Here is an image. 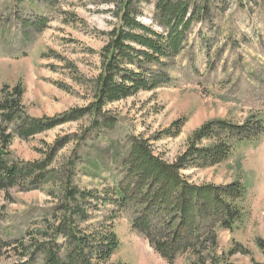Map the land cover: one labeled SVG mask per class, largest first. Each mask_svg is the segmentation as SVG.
Here are the masks:
<instances>
[{
	"label": "rangeland",
	"instance_id": "1",
	"mask_svg": "<svg viewBox=\"0 0 264 264\" xmlns=\"http://www.w3.org/2000/svg\"><path fill=\"white\" fill-rule=\"evenodd\" d=\"M116 2L0 0V90L21 88V117L59 119L90 105L102 69L100 51L116 23ZM152 14V5H144L142 23L149 24ZM214 24L215 29L205 33L208 40L192 44L178 58L170 85L103 108L114 122L112 128L89 130L91 117L82 116L31 138L13 136L10 158L37 161L46 146L66 141L50 169L67 175L69 163L76 162L73 184L102 190L113 186L119 174L113 162L128 149V137L149 139L153 153L171 163L185 150L187 138L206 121L242 123L250 116L264 121V0L256 5L233 4ZM177 120L182 122L176 136L153 140ZM14 126L8 124L5 133ZM95 165L101 172L95 171ZM182 174L194 184L239 181L243 185L246 194L239 202L243 217L230 232L218 230L217 254L223 257L221 264H264V254L257 246L258 240L264 242V135L257 144L235 145L227 160L218 165ZM48 178L41 190L14 188L7 197L0 192V237L10 244L0 249V264H40V256L31 257L29 250L18 249L28 247L29 234L39 227L35 223L47 214L52 195L60 190V177ZM130 219L131 211H126L115 222L119 248L111 260L167 264L132 232ZM235 244L245 252L236 250L229 255ZM174 264L187 262L182 259Z\"/></svg>",
	"mask_w": 264,
	"mask_h": 264
},
{
	"label": "trees",
	"instance_id": "2",
	"mask_svg": "<svg viewBox=\"0 0 264 264\" xmlns=\"http://www.w3.org/2000/svg\"><path fill=\"white\" fill-rule=\"evenodd\" d=\"M259 1L117 0L113 11L116 23L101 48L102 69L87 108L59 119H28L21 117V88L0 90V192L7 197L14 188L41 190L49 183L48 175H57L62 181L58 194L50 193L52 205L35 223L39 227L29 234L28 247L20 245L18 250L40 256V264H117L111 260L119 248L115 222L120 213L131 211L132 232L167 264L182 259L187 264L222 263L223 257L217 254V232H230L241 221L239 202L246 191L239 181L227 185L189 183L182 171L218 165L227 160L235 145L259 143L264 135V121L259 117L250 116L242 123L204 122L171 163L153 153L149 139L128 137V149L113 162L119 174L113 186L102 190L73 184L76 162L69 163L67 175L50 169L66 141L46 146L42 157L33 162L12 160L8 149L13 136L31 138L82 116L91 117L89 130L112 128L114 122L103 110L105 106L170 85L178 58L192 44L208 40L205 33L215 29L217 18L233 4L256 5ZM147 4L152 5L153 14L150 23L144 24L142 7ZM181 122L174 121L153 140L176 136ZM11 123L15 126L7 134L5 128ZM94 168L101 172L96 165ZM9 245L0 237V249ZM257 246L264 254V242L258 240ZM236 250L245 252L235 244L229 255Z\"/></svg>",
	"mask_w": 264,
	"mask_h": 264
}]
</instances>
